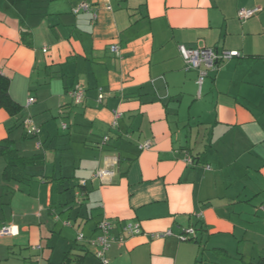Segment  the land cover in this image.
Returning a JSON list of instances; mask_svg holds the SVG:
<instances>
[{
	"label": "crops",
	"instance_id": "crops-1",
	"mask_svg": "<svg viewBox=\"0 0 264 264\" xmlns=\"http://www.w3.org/2000/svg\"><path fill=\"white\" fill-rule=\"evenodd\" d=\"M1 1L0 73L23 110L0 108V141L46 162L24 182H6L0 157V227L19 231L0 235V264H58L70 251L99 264L77 238L96 236L104 218L116 234L128 223L142 227L112 245L109 264L264 257V0H44L35 13ZM83 2L97 19L74 13ZM257 7L239 19L240 9ZM181 44L241 55L200 86ZM76 84L86 92L79 105L69 94ZM115 111L122 115L113 127ZM27 117L39 136L26 135ZM148 140L152 147L141 149ZM189 227L195 234L181 240Z\"/></svg>",
	"mask_w": 264,
	"mask_h": 264
},
{
	"label": "built area",
	"instance_id": "built-area-1",
	"mask_svg": "<svg viewBox=\"0 0 264 264\" xmlns=\"http://www.w3.org/2000/svg\"><path fill=\"white\" fill-rule=\"evenodd\" d=\"M74 13L78 14L81 12L92 13L93 19H97L98 14L93 10V6L89 2H83L79 6L74 8ZM260 11V8H242L238 11V17L242 21H246L249 18L255 16ZM181 55L183 56L188 69H196L199 71V83L200 86L203 84L205 77L209 74L210 71L216 70L219 68L223 61L232 59L233 57H239L241 55L239 50H222L218 51L213 48L207 47H188L184 44L179 46ZM112 50L114 52L119 51L118 45H112ZM85 88L81 84H76L69 92L75 104H82L85 100ZM104 98V92L100 89L99 101H102ZM35 101L34 97L29 98L28 104H31ZM122 113L119 111L114 112V119L112 121L113 127L118 125V120L120 119ZM24 125L26 132L30 136H38L41 133L40 127L33 121L32 118L27 117L24 120ZM66 127V124H64ZM109 139L108 136L104 138L105 141ZM38 147L41 146V142L37 144ZM152 147V142L150 140L143 143L141 149H149ZM187 161L192 163L193 159L191 157L187 158ZM112 172L107 170H99L96 176L103 177L104 175H111ZM81 185L86 184V180L82 179L80 181ZM77 194L82 195V191H78ZM116 225L110 219L104 218L98 224L99 233L87 239L84 233H78V241H88L90 245L95 248V255L98 258L101 264H109V258L107 252L112 247L114 243H122L126 240L129 235L139 234L142 232V227L139 223H128L125 224L122 228L120 234L114 233ZM19 231L17 230L16 225H10L7 223L2 224L0 227L1 236H10L17 235ZM172 231L167 230L163 232H156L153 234V237H165L171 235ZM193 234H195V228L189 227L179 235L181 240L189 239Z\"/></svg>",
	"mask_w": 264,
	"mask_h": 264
},
{
	"label": "trees",
	"instance_id": "trees-1",
	"mask_svg": "<svg viewBox=\"0 0 264 264\" xmlns=\"http://www.w3.org/2000/svg\"><path fill=\"white\" fill-rule=\"evenodd\" d=\"M43 1L9 0L11 5L28 13L39 12L40 9H43L45 6ZM24 22L22 20L23 24ZM21 37L24 44L31 46V32L28 29L22 31ZM0 108L5 109L11 116H16L23 110L22 105L10 94V78L2 73H0ZM26 135L29 137H37L30 136L27 132ZM0 157L6 160V165L3 170V179L6 182H24L28 177V172L31 167L41 166L46 162L45 155L41 152L32 155H22L16 147L15 142L9 137L0 141ZM84 258V255L72 254L70 251L65 255L63 261L58 264H83ZM99 264L101 263L99 262ZM242 264H264V257L258 261L242 260Z\"/></svg>",
	"mask_w": 264,
	"mask_h": 264
},
{
	"label": "rangeland",
	"instance_id": "rangeland-1",
	"mask_svg": "<svg viewBox=\"0 0 264 264\" xmlns=\"http://www.w3.org/2000/svg\"><path fill=\"white\" fill-rule=\"evenodd\" d=\"M3 3H4V2H2V1L0 0V6H2ZM58 227H59V229H60L61 225H59ZM65 229H69V228L65 227Z\"/></svg>",
	"mask_w": 264,
	"mask_h": 264
}]
</instances>
